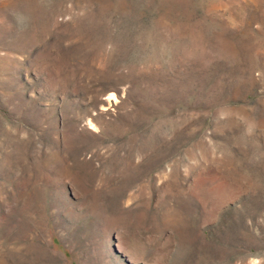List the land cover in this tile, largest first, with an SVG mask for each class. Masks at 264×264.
Wrapping results in <instances>:
<instances>
[{
  "label": "rangeland",
  "instance_id": "rangeland-1",
  "mask_svg": "<svg viewBox=\"0 0 264 264\" xmlns=\"http://www.w3.org/2000/svg\"><path fill=\"white\" fill-rule=\"evenodd\" d=\"M0 264H264V0H0Z\"/></svg>",
  "mask_w": 264,
  "mask_h": 264
}]
</instances>
